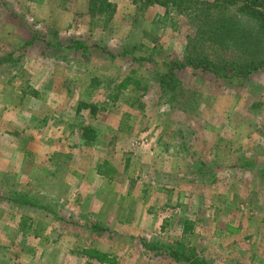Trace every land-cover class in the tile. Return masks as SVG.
<instances>
[{"label":"rangeland","instance_id":"1","mask_svg":"<svg viewBox=\"0 0 264 264\" xmlns=\"http://www.w3.org/2000/svg\"><path fill=\"white\" fill-rule=\"evenodd\" d=\"M110 1L108 16L89 0H0V264H183L142 240L264 264V70L183 68L165 101L152 72L197 26Z\"/></svg>","mask_w":264,"mask_h":264},{"label":"trees","instance_id":"2","mask_svg":"<svg viewBox=\"0 0 264 264\" xmlns=\"http://www.w3.org/2000/svg\"><path fill=\"white\" fill-rule=\"evenodd\" d=\"M153 1L162 6L173 7L197 26L183 57L164 59L162 68L152 72L151 81L165 101H168L166 97L176 92L180 86L177 71L183 68L206 70L221 79H246L256 70H264V0ZM89 9L100 14L109 13V16L114 10V5L110 0H89ZM192 41L194 45L190 46ZM82 45V42L73 41L66 47L81 49L85 53V47ZM2 61L0 60V63ZM129 83L138 84L139 81L135 76L129 75L121 85L125 87ZM133 89H136V85H133ZM144 89H147L146 86ZM112 97L117 99L118 91ZM82 108H88L90 115H95L97 110L95 105L81 101L77 110ZM80 136L85 141L95 140V127L89 124L82 126ZM196 171L203 172L199 165ZM142 246L169 256L176 263L210 264L184 241L174 244L142 240ZM91 254L92 252L89 253Z\"/></svg>","mask_w":264,"mask_h":264}]
</instances>
